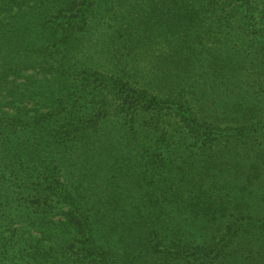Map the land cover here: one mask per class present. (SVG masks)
Wrapping results in <instances>:
<instances>
[{"label":"trees","instance_id":"16d2710c","mask_svg":"<svg viewBox=\"0 0 264 264\" xmlns=\"http://www.w3.org/2000/svg\"><path fill=\"white\" fill-rule=\"evenodd\" d=\"M0 264H264V0H0Z\"/></svg>","mask_w":264,"mask_h":264}]
</instances>
